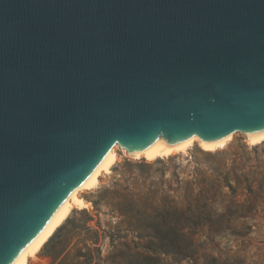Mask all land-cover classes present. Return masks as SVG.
<instances>
[{
    "label": "water",
    "instance_id": "95a60500",
    "mask_svg": "<svg viewBox=\"0 0 264 264\" xmlns=\"http://www.w3.org/2000/svg\"><path fill=\"white\" fill-rule=\"evenodd\" d=\"M262 133L264 0H0V264L114 146Z\"/></svg>",
    "mask_w": 264,
    "mask_h": 264
},
{
    "label": "rangeland",
    "instance_id": "374dc122",
    "mask_svg": "<svg viewBox=\"0 0 264 264\" xmlns=\"http://www.w3.org/2000/svg\"><path fill=\"white\" fill-rule=\"evenodd\" d=\"M116 150L110 171L80 192L90 211L74 208L59 227L66 253L97 248L99 264H122L123 251L156 256L158 264H264V140L239 136L216 150L196 141L151 161ZM189 240L192 259L157 249ZM29 264L52 260L41 249Z\"/></svg>",
    "mask_w": 264,
    "mask_h": 264
},
{
    "label": "bare ground",
    "instance_id": "6f19581e",
    "mask_svg": "<svg viewBox=\"0 0 264 264\" xmlns=\"http://www.w3.org/2000/svg\"><path fill=\"white\" fill-rule=\"evenodd\" d=\"M250 144H257L264 140V133L257 136L256 138L246 137ZM199 142L201 146L206 150H216L218 148H223L228 141L224 140L221 142H212L205 143L199 138H191L185 140L179 144L174 146H159L155 148H149L144 152H139L133 155L136 158L144 157L148 160H156L158 158L167 157L171 154L177 152H184L188 148H190L194 142ZM127 153V152H126ZM118 159L116 146L108 153V155L104 158L102 163L96 169V171L92 174V176L86 181V183L78 189L74 194L70 196V198L66 201V203L60 208V210L56 213L52 221L48 224L45 230L39 235V237L24 251V253L20 256V258L15 262V264H29L30 258L36 257L38 252L42 249L44 244L48 241V239L53 235L56 229L62 225V223L68 218L74 208H86L88 204L84 198H81L80 192L84 190H89L94 188L99 181V177L104 172H109L111 167L115 164Z\"/></svg>",
    "mask_w": 264,
    "mask_h": 264
},
{
    "label": "trees",
    "instance_id": "16d2710c",
    "mask_svg": "<svg viewBox=\"0 0 264 264\" xmlns=\"http://www.w3.org/2000/svg\"><path fill=\"white\" fill-rule=\"evenodd\" d=\"M63 227L59 228L52 237L46 242L42 250L51 258L52 264H99L100 251L97 248L87 247L86 252L71 256L67 251V245L59 240V234ZM58 240V241H57ZM128 248L127 245H125ZM162 247V246H160ZM156 249V248H155ZM166 250L169 253L181 254L183 258H194L197 253L196 246L192 241H185L180 248L171 246L168 248H157ZM168 249V250H167ZM122 264H158L159 258L150 254L136 252L134 254L123 251L121 256ZM210 264H220L218 258H211Z\"/></svg>",
    "mask_w": 264,
    "mask_h": 264
}]
</instances>
